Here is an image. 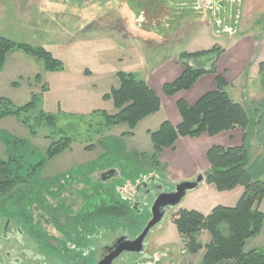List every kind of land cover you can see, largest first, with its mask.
Listing matches in <instances>:
<instances>
[{"label": "rangeland", "instance_id": "obj_1", "mask_svg": "<svg viewBox=\"0 0 264 264\" xmlns=\"http://www.w3.org/2000/svg\"><path fill=\"white\" fill-rule=\"evenodd\" d=\"M0 36L42 46L63 64L62 70L47 72L40 61L12 51L0 71V97L21 107L36 94L39 101L31 116L50 114L56 122L55 128H37L33 137L14 117L0 120V161H9L12 170V188L7 195H0V217L7 215L8 209L11 214L27 216L35 246L43 239L37 236L38 229L51 228L42 226L34 208L32 189L37 185L47 187L50 180L59 184L84 175L91 212L117 200L127 205L135 201L134 186L141 179L156 177L162 193H169L175 185L197 177L184 180L174 171L167 172L165 163L157 164L161 155H156L147 134L173 119L174 112L178 114L176 100L183 97L193 105L205 92L217 88L215 76L205 74L191 90L175 98L166 97L162 86L184 71L178 59L181 53L217 48V58L208 55L187 63L197 69L212 64L226 83L223 91L234 103L258 109L257 103L264 100L258 70V64L264 61V0H0ZM256 40L261 42L257 58L250 64L254 41L259 43ZM118 72L133 73L163 100L161 110L142 120L134 130L126 124L106 127L101 116L102 112L109 116L117 112L111 100L102 96L119 86ZM36 75L41 82L35 80ZM261 104L262 114L264 102ZM68 137V150L51 160L45 157L50 144ZM201 186L199 191L186 192L174 208H167L161 222L148 232L142 255L131 253L123 263H199L204 250L187 252L186 240L176 232L173 217L180 209L206 212L218 205L233 207L237 196L236 192H217L213 188L207 207L202 208L208 192ZM153 198L152 193L143 195L137 212L129 210L124 218L91 220L92 234L99 229L107 240L118 234L129 238L140 235L149 221ZM195 238L203 245L210 239L206 232ZM62 240L60 236L59 243ZM53 242L49 243L47 259L65 253V249L63 254L59 252ZM252 249L264 250L263 233L248 240L245 251Z\"/></svg>", "mask_w": 264, "mask_h": 264}, {"label": "trees", "instance_id": "obj_2", "mask_svg": "<svg viewBox=\"0 0 264 264\" xmlns=\"http://www.w3.org/2000/svg\"><path fill=\"white\" fill-rule=\"evenodd\" d=\"M12 51H20L40 61L47 72L63 69L61 61L42 46L16 43L7 37L0 36V71L4 69L7 56ZM219 52L214 47L209 51L179 55L178 59L185 68L180 77L162 86V93L166 97L170 98L182 91L191 90L197 80L205 74L215 76L217 88L198 99L194 106L188 105L183 99L178 100L176 105L181 123L174 127L168 121H164L158 130L149 131L147 134L154 152L159 155L163 149H172L179 138H197L203 134L214 137L234 129L243 131L239 147L213 146L206 154V160L210 165L204 174L206 185H213L217 192H231L237 187L242 188L241 196L234 206H216L208 215H203L199 211L180 209L172 221L176 232L186 240L187 252L196 254L204 250L200 262L196 264H218L224 260H230L233 264H264V250L245 251L248 240L264 232V215L259 209L264 198V181L252 179L246 171L250 161V142L257 123V109L248 104L247 107L241 103H234L223 91L226 83L221 75H217L212 64L208 68L197 69L187 63L192 59H201L208 55L217 58ZM258 68L264 88V61L258 64ZM116 77L119 86L112 88L109 94L102 97L105 100H111L117 112L113 116L102 112L104 125L113 127L126 124L130 130H134L142 120L160 111V99L148 84L138 80L133 73L118 72ZM41 79L39 75L35 76L37 82H41ZM43 89L46 90L45 87ZM38 101V96L32 94L28 103L17 107L12 101L0 97V120L14 117L33 137L36 135V129L41 126L55 128L56 122L52 115L40 113L37 116H31ZM70 143L71 139L68 137L50 144L46 149L45 157L49 160L54 159L58 154L68 150ZM8 162L0 161V195L6 194L12 188V182L9 181L12 170ZM127 214L128 209L125 205L117 202L95 210L90 218L92 220L99 216L124 218ZM200 232L208 233L209 243L203 245L197 241L195 237Z\"/></svg>", "mask_w": 264, "mask_h": 264}, {"label": "flooded vegetation", "instance_id": "obj_3", "mask_svg": "<svg viewBox=\"0 0 264 264\" xmlns=\"http://www.w3.org/2000/svg\"><path fill=\"white\" fill-rule=\"evenodd\" d=\"M114 174L112 173L110 177L113 178ZM97 178L100 181L97 183L101 184L100 178L98 176ZM156 181V177L153 176L139 180L135 184V191L132 194L133 197L135 196V201H131L127 205L117 200L114 201V204L119 202L125 205L128 211L137 212V207L141 204L140 198L145 194L152 193L154 198L150 202V209L156 196L162 193V188ZM49 182L47 187L36 184L37 187L32 189V192L34 193V208L38 211V218L42 222V226H51L49 230L52 235H50L48 229H38L36 234L37 236L41 235L43 239L42 242L38 241V245H33L35 241L32 238V230L27 227V216L20 215V212H17L16 215L15 213L11 214L12 210L8 209L9 213L4 217H0V264H99L115 251L118 246L117 242L121 237H125L127 240L137 237L129 238L126 235L118 234V237L108 238L107 240L103 235H100L101 230L99 229H96L92 234L90 215L95 210L100 209L101 206L90 212L89 194L86 192L87 178L84 175L81 178H70L68 182H60L59 184L53 183L52 180ZM52 186L57 189L51 191L49 188H52ZM36 189L39 191L37 190L35 193ZM45 195L50 198V201ZM54 201H57V203ZM106 218L99 216L95 219L105 221ZM61 220L65 221L59 224ZM44 221L46 223L43 225ZM60 236L64 237L62 241L66 240V243H59ZM44 239L48 244L45 243ZM50 242H53L51 244H57L56 249L62 254L65 249L64 255L61 256L60 254L55 258L50 257L51 259H47V252L51 250L49 249ZM128 255L131 254L122 252L111 264H124L123 262L126 261L125 256Z\"/></svg>", "mask_w": 264, "mask_h": 264}, {"label": "crops", "instance_id": "obj_4", "mask_svg": "<svg viewBox=\"0 0 264 264\" xmlns=\"http://www.w3.org/2000/svg\"><path fill=\"white\" fill-rule=\"evenodd\" d=\"M257 42H259V40ZM260 42L256 43L254 41V44H255L254 51L255 52L253 54V58H251L250 59L251 61H249L250 64H251V62L253 63V60L257 58V56H255V55H257V52H258L257 49L260 46ZM205 68H208V67H205ZM180 76L181 75H179V77ZM198 80L194 84L195 86L198 85L199 81H202V80H199V81ZM204 87L205 86H203V88ZM202 92H205V89ZM208 92H212V91H208ZM208 92H205V94ZM181 94L182 93H178V95H176L175 97H177ZM175 97H172V98H175ZM158 98L160 99V102L162 105L163 100L161 99L160 96ZM182 99H183V97L181 99H178V100H182ZM178 100H176V102ZM262 100H261V102L263 103L264 100L263 101ZM176 102H175V105H176ZM185 102L188 105H190L187 101H185ZM261 102L257 103V106H258L257 112L259 114H257V118H256L257 123L255 124L256 126L253 129V135H252L253 138L250 142V147H249L250 148V158H249L250 161L246 167V171H248V173L252 177V179H258V180H262L264 177V111L262 114L260 113V108L262 106ZM190 106H194V104L190 105ZM176 107H177V105H176ZM161 108H162V106H161ZM177 115H178V117H177ZM171 117H173V119L170 118L171 120H168V122L170 124H172L174 127L181 123V117H179V114H176L174 112ZM242 135H243L242 130L234 129V130H229V132L220 133L214 137H209L207 134L206 135L203 134L197 138L196 137L195 138H189V137L179 138V139H177V141L174 144L172 149H165V150H171V151H169L170 153H165V152L161 151V153L159 154V156L161 155V157L159 160L157 159V164L158 163L159 164L165 163L167 165V172H169V171L173 172L174 171L177 174H179V176L181 178H183L184 180L185 179H191L190 177H192L193 175L195 177L198 174H205V172L208 171V168L210 165H209V162H207V160H206V154H207L209 148L216 146V145L218 147L221 146L223 148L239 147L241 145V142H242V138H243ZM197 156L199 157V161L197 160ZM151 172L154 173L155 171H151ZM200 185H202L204 187L205 191L208 192V195L206 196V199H205L204 203L202 204V208H206L208 205V203H207L208 198L207 197H209V195H210L209 192L211 193V190L214 188V186L213 185H206L205 182H202L201 184H199V187H200ZM199 187L197 188V191H199ZM234 190H239V189L237 187L229 193H232V192L237 193L236 194L237 195L236 196V202H237V200L241 196L242 188H241V191L240 190L234 191ZM215 207H212L210 209V211ZM259 209L264 215V198L260 203ZM210 211H206V212L200 211V213H202L203 215H208L210 213ZM263 228H264V226H263ZM262 233L264 234V232H262ZM218 264H233V262L230 260H224L223 262H220Z\"/></svg>", "mask_w": 264, "mask_h": 264}, {"label": "water", "instance_id": "obj_5", "mask_svg": "<svg viewBox=\"0 0 264 264\" xmlns=\"http://www.w3.org/2000/svg\"><path fill=\"white\" fill-rule=\"evenodd\" d=\"M205 175L198 174L193 181H185L175 185L174 191L169 193H161L156 196V199L150 207V219L148 223L141 230L140 235L132 240H127L125 237H121L117 242V247L114 252H112L105 260H102L99 264H111V262L119 256L122 252L129 254H142L145 250V245H143L148 232L153 229V227L159 224L165 215L167 208H174L177 206L186 195V192L195 191L199 187V184L204 182Z\"/></svg>", "mask_w": 264, "mask_h": 264}]
</instances>
